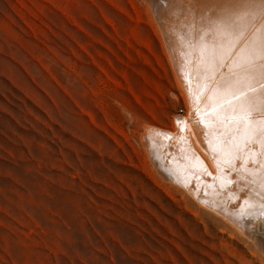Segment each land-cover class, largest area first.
I'll return each mask as SVG.
<instances>
[{"label": "rangeland", "instance_id": "374dc122", "mask_svg": "<svg viewBox=\"0 0 264 264\" xmlns=\"http://www.w3.org/2000/svg\"><path fill=\"white\" fill-rule=\"evenodd\" d=\"M151 3L0 0V264H264L256 219L191 192L209 118Z\"/></svg>", "mask_w": 264, "mask_h": 264}, {"label": "bare ground", "instance_id": "6f19581e", "mask_svg": "<svg viewBox=\"0 0 264 264\" xmlns=\"http://www.w3.org/2000/svg\"><path fill=\"white\" fill-rule=\"evenodd\" d=\"M151 2L161 28L164 27L165 38L177 46L179 67H188L182 70V76L187 79L193 98L200 103L197 108L203 109V115L210 120L207 122L211 129L202 131L210 150L201 157L213 178H204L203 184L194 186L191 192H200L196 197L200 203L207 207L212 203L220 215L242 228L255 220L252 214L264 204V110L239 112L240 104L249 97L254 95V101L258 96L264 98V0ZM186 122L191 128L190 121ZM237 140L255 148L256 153L246 150L243 163L237 162L236 168L224 173L221 165L235 159ZM210 151L218 155L211 159ZM188 153L189 170L197 161L189 158L193 153ZM238 158L242 160V156ZM176 168L173 167L175 172ZM188 170L186 173H190ZM256 220L252 224L257 223L256 229L264 234V224L259 218Z\"/></svg>", "mask_w": 264, "mask_h": 264}, {"label": "snow or ice", "instance_id": "6c2138e0", "mask_svg": "<svg viewBox=\"0 0 264 264\" xmlns=\"http://www.w3.org/2000/svg\"><path fill=\"white\" fill-rule=\"evenodd\" d=\"M243 215H249V213H244ZM253 215V219L259 218L261 223H264V204L261 205V210Z\"/></svg>", "mask_w": 264, "mask_h": 264}, {"label": "built area", "instance_id": "2783aa9c", "mask_svg": "<svg viewBox=\"0 0 264 264\" xmlns=\"http://www.w3.org/2000/svg\"><path fill=\"white\" fill-rule=\"evenodd\" d=\"M179 110H181V109L179 108Z\"/></svg>", "mask_w": 264, "mask_h": 264}]
</instances>
